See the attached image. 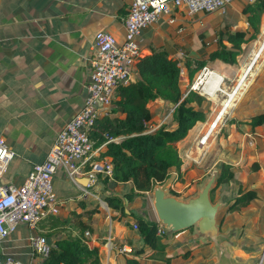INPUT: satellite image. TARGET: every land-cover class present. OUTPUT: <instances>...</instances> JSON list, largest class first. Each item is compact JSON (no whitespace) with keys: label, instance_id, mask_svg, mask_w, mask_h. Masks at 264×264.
I'll return each mask as SVG.
<instances>
[{"label":"crops","instance_id":"obj_1","mask_svg":"<svg viewBox=\"0 0 264 264\" xmlns=\"http://www.w3.org/2000/svg\"><path fill=\"white\" fill-rule=\"evenodd\" d=\"M130 2L131 0H0V136L5 138L10 147L7 157L0 160V182L20 183L33 163L45 157L57 132L81 107L87 95V58L95 32L100 29L107 30L117 41H122L124 18ZM231 6L239 12L242 7L239 1L233 2ZM191 15L177 13L173 23L161 20L145 27L140 34L143 54L149 51L151 43L169 46L171 41H175L173 39H177L181 48H177L173 55L183 58L184 52L180 49L188 45ZM260 25L264 26V12L261 14ZM249 43L250 41L243 42L242 48ZM214 47L215 45L210 49ZM244 58L245 51L241 49L237 55L238 68L219 59L213 60L212 65H206L209 72L203 80L206 81V88L212 91L211 95L203 94L207 99V116L204 120L196 121L186 136L176 142L182 159L180 172L185 181H189L194 175L199 180L197 185L201 184L212 169L218 170L219 163L228 159L221 146L225 132L228 142L235 140L240 144L237 160L233 161L235 175L225 186H231L234 190L241 182L251 186L255 179H259L260 182L255 186L264 189V154H258L256 145L258 141L264 148V124L253 130L249 124L234 121L235 108L247 90L246 82L251 71L247 73V79L237 87L225 109L219 113L220 101L224 95L216 87L225 84L229 89L235 84L234 81L245 63ZM229 69H232L231 74H226L225 71ZM201 71L199 69L197 76ZM185 78L189 82L187 74ZM184 86L185 81L182 84V87ZM218 113L211 140L219 137L218 149L221 154L215 157L212 165L207 168L192 161L191 153L194 146L202 149L207 145L200 144L198 137L202 134L203 125L211 122ZM162 120L163 117L154 112L148 125L153 128ZM102 147L103 145L100 149ZM100 149L94 155L95 158L110 161L108 156H98ZM254 160L260 163V168L251 172L249 165ZM89 163L74 176L75 180L66 176L61 168L55 171L53 186L60 200L59 210L55 214L45 215L38 222V227H41L38 228L39 233L51 232L46 236H52L53 243L59 235H76L79 229L78 221L81 219L92 227L86 236L93 244L98 245L101 264H119V253L130 255L122 250L123 246L132 250L139 244L133 228L128 226L134 218L125 213L133 211L155 220L156 215L152 210L144 209L142 197L146 196L148 191L128 200L124 195L132 185L131 180L105 181L104 172H97L94 177L89 178L86 172ZM171 173L174 174L172 189L179 182H176L178 171ZM108 191L122 197L124 214L108 206L105 200ZM218 197L226 202L222 196ZM50 215L57 219L52 220ZM46 218L47 221L43 222ZM225 222L228 225L224 229H236L232 248L240 233V228L236 225H242L248 235H257V250L246 249L244 243L250 244L248 241L238 243L233 250L247 257L246 264H264V198L251 200L238 212H228ZM27 234L26 224L19 223L15 230L0 240V255L39 263L38 257L31 253ZM187 234L183 230L175 234L176 243L169 254L175 255L186 248H193L191 252L199 254L201 259L196 257L192 264H212L214 259L210 258V245H203L200 243L201 239ZM151 251L150 248H145L136 255L140 259L139 264H187L185 258L181 257L172 259L170 263L153 258L150 256ZM206 253L208 256L204 260Z\"/></svg>","mask_w":264,"mask_h":264},{"label":"trees","instance_id":"obj_2","mask_svg":"<svg viewBox=\"0 0 264 264\" xmlns=\"http://www.w3.org/2000/svg\"><path fill=\"white\" fill-rule=\"evenodd\" d=\"M240 3L242 7L239 13L242 16V23L234 24L237 11L229 6L225 11L230 12L231 21H225L216 29V45L204 55L185 52L184 57L179 58L173 55V51L167 45L151 43L149 51L137 60L129 81L114 89L108 112L97 116L89 128L88 135L93 145H103L98 156L110 157L111 174H105L104 180L132 181L131 187L124 195L128 200L137 194L151 190L155 183L162 182L172 171H178L177 186L185 181L180 172L182 159L176 142L186 136L196 121L204 120L208 110L204 95L195 89H189L188 85L182 87L181 69L191 79L196 71L215 59L230 64L237 62L242 43L257 36L261 14L264 12V0H242ZM175 13V11L172 12L173 15ZM260 85H264V68L244 92L234 111L235 123L249 124L253 130L264 124V92L258 96L255 95ZM154 112L162 116L163 120L157 126L150 128L148 121ZM227 136V133L223 132L221 146L223 152L228 155V159L219 163L216 184L211 190L213 200H215L214 195L222 196L226 200L218 213L222 229L228 225L225 222L228 212H238L251 200L264 198V189L255 186L257 182H260L259 179H255L251 186L241 182L234 190L231 186H225L235 175L233 161L237 160V151L240 146L238 141L228 142ZM256 145L258 154L263 156L264 148L258 141ZM259 168L260 163L257 160L249 165L251 172ZM193 170L194 167H192ZM171 191L178 194L174 188ZM105 200L111 209L125 213L122 197L118 194L108 191L105 194ZM125 214L133 217L137 224L135 228L132 223L128 226L133 228L139 244L135 245L131 251H126L130 255L125 252L119 253L117 256L119 264H139L140 259L136 255L145 248L152 250L151 257L162 259L167 263L176 257L188 256L189 248L182 253L169 254L176 243L175 234L182 229L173 234L165 231L159 233L157 220L133 211ZM50 216L52 220L57 219L54 215ZM78 223V233L57 236L48 254L38 264H101L98 245L93 244L85 234V231H90L92 227L81 219ZM236 227L240 228V233L233 248L238 243L243 244L248 241L250 244L244 243L245 248L249 251H253L252 248L257 250L259 241L257 235H248L242 225H236ZM47 234L51 232L44 233V235ZM257 260L258 258L255 262Z\"/></svg>","mask_w":264,"mask_h":264},{"label":"built area","instance_id":"obj_3","mask_svg":"<svg viewBox=\"0 0 264 264\" xmlns=\"http://www.w3.org/2000/svg\"><path fill=\"white\" fill-rule=\"evenodd\" d=\"M235 1L242 0H131L124 18L122 41H117L107 30L100 29L95 32L87 58L89 75L83 104L57 132L45 157L33 163L20 183L0 182V240L15 230L19 223H25L31 253L41 261L52 244L47 242L46 235L36 231L37 224L46 214L57 213L60 205L53 186L55 171L61 168L66 176L75 180L74 176L90 162L86 171L89 178L94 177L97 172L111 174V162L105 158H95L94 155L102 144L94 146L88 130L97 116L108 112L116 86L127 83L131 78L136 62L143 54L140 41L142 30L161 20L173 23L177 13L191 15L198 12H223ZM173 11L176 12L174 15ZM257 41V46L250 50L249 61L241 67L235 84L229 89L223 85L216 87L224 95L220 101L219 113L231 101L247 73L264 57V35ZM201 70L189 85V89H198L202 95H211L212 91L206 88V81L203 80L209 70L206 65ZM219 113L198 138L200 144H204L212 133ZM9 152L7 141L0 136V160L5 159ZM132 225L133 228L137 226L135 221ZM157 231H165L161 223ZM88 233L86 230L85 234ZM122 250L131 251L126 246ZM0 264L38 263L0 255Z\"/></svg>","mask_w":264,"mask_h":264},{"label":"water","instance_id":"obj_4","mask_svg":"<svg viewBox=\"0 0 264 264\" xmlns=\"http://www.w3.org/2000/svg\"><path fill=\"white\" fill-rule=\"evenodd\" d=\"M217 175L218 170L212 169L195 191L185 196H177L171 191L173 173L162 182L155 183L150 191L156 220L163 225L166 233L193 227L203 242L211 244L212 264H246L247 257L237 254L232 248L236 229L221 228L218 213L225 202L221 197L211 198ZM46 240L52 244V236H46Z\"/></svg>","mask_w":264,"mask_h":264},{"label":"rangeland","instance_id":"obj_5","mask_svg":"<svg viewBox=\"0 0 264 264\" xmlns=\"http://www.w3.org/2000/svg\"><path fill=\"white\" fill-rule=\"evenodd\" d=\"M235 15H237V18H236L234 24L242 23V16H240L239 11H237V13H235ZM189 21H190V23H189V32H188L189 33L188 34V45H186L184 47L182 44L181 46H183V47L180 50H182L184 53L186 52V53H190V54L194 53L196 55H204V53L207 52L208 49L211 48V46L216 45V42H217V36L215 34L216 29L218 27L222 26L225 23V21H231V15H230V12H227V11H223V12L217 11V12H211V13L198 12V13L192 14ZM173 29H177V28H173ZM263 35H264V26L261 27V25H260V29H259L257 36L255 38L248 40V41H250V43L247 44L246 46H244V48H242L245 51V58H244L245 63H243V64H246L249 61L250 50L257 46L258 38H261ZM173 40H175V41H173V42L171 41V43L168 44L169 45L168 47L170 50H172L174 52L177 48H181V47L178 45L179 42L177 41V39H173ZM183 48H185L184 49L185 51L183 50ZM201 49L204 52H202ZM178 55H180V54H178ZM208 64L212 65L213 61L209 62ZM234 66H235V68H236V66L238 68L239 67L238 62L235 63ZM263 68H264V57L251 70L249 80L247 79V76H246L245 79H247V81H248V82H246L247 83L246 88L249 87V85L254 81V78L256 77V75L259 74L263 70ZM198 71H196L194 73L193 77L189 80V83H188L187 78H185V76H186L185 71L181 72V74H182V76L180 75L181 76V83H184V81H185L184 87H187V85H188V88H189V85L191 84V82H193L197 78V72ZM231 72H232V69L225 71L226 74H231ZM183 76H184V78H183ZM234 82H236V80ZM222 85L225 86V84H222ZM195 90L198 91V89H195ZM261 92H264V85H260V88L255 91V95L258 96L259 93H261ZM209 124H210V121L203 125L202 132L208 127ZM211 134L209 135L207 141L205 142V144H207V145L204 148L198 149L197 146H194L192 148V153H191V155H192L191 160L192 161H194L195 163H197L199 165H204L207 168L212 165L215 157H217L221 154L219 149H218L219 137H218V139L211 140V138L213 137V135H211ZM196 141H197V139H196ZM193 166H194V164H193ZM198 181L199 180H197V176H192V178L189 179V181H184L183 184H181L180 186H177V185L174 186V188L177 190V193H178L176 195L177 196H185L191 192H194L196 187H197ZM214 196H215L214 197L215 199L218 198L217 195H214ZM142 199H143V206L145 207L144 209L148 208L154 212V209H153L152 204H151V191L150 190H148V194L146 196L142 197ZM154 214H155V212H154ZM46 221H47V218L43 220V222H46ZM40 223H39V226H40ZM38 228H41V227H38V225H37V232L40 231ZM182 230L185 233H188L187 235H189V236L193 235L197 239H200L196 235V233L194 232L193 227L185 228ZM201 241H202V239H201ZM200 243L203 245L204 244L210 245V248L212 250L211 244L205 243L203 241ZM186 250H187V248L184 249L183 251H181V253L185 252ZM187 251H188V256H187L188 259H187V257H185L187 264H192V262L195 261L194 259L196 257H198V259H201V257H199V254H193L191 252V251H193V248H189V250H187ZM194 251H198V250H194ZM207 256H208V254L206 253L204 255V260H205V257H207Z\"/></svg>","mask_w":264,"mask_h":264},{"label":"bare ground","instance_id":"obj_6","mask_svg":"<svg viewBox=\"0 0 264 264\" xmlns=\"http://www.w3.org/2000/svg\"><path fill=\"white\" fill-rule=\"evenodd\" d=\"M252 67H253V66H252ZM252 67H251V68H252ZM183 78H184V77H183Z\"/></svg>","mask_w":264,"mask_h":264}]
</instances>
